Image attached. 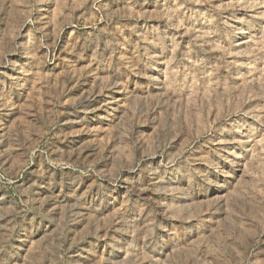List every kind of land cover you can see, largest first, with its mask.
Returning <instances> with one entry per match:
<instances>
[{
	"label": "rangeland",
	"instance_id": "rangeland-1",
	"mask_svg": "<svg viewBox=\"0 0 264 264\" xmlns=\"http://www.w3.org/2000/svg\"><path fill=\"white\" fill-rule=\"evenodd\" d=\"M0 264H264V0H0Z\"/></svg>",
	"mask_w": 264,
	"mask_h": 264
}]
</instances>
